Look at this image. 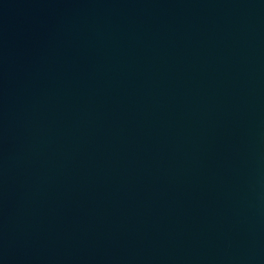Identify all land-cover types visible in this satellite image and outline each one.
I'll use <instances>...</instances> for the list:
<instances>
[{"label": "water", "instance_id": "water-1", "mask_svg": "<svg viewBox=\"0 0 264 264\" xmlns=\"http://www.w3.org/2000/svg\"><path fill=\"white\" fill-rule=\"evenodd\" d=\"M0 264H264V0H0Z\"/></svg>", "mask_w": 264, "mask_h": 264}]
</instances>
